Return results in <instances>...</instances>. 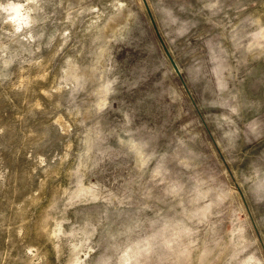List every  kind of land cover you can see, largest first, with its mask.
Here are the masks:
<instances>
[{
	"label": "rangeland",
	"instance_id": "1",
	"mask_svg": "<svg viewBox=\"0 0 264 264\" xmlns=\"http://www.w3.org/2000/svg\"><path fill=\"white\" fill-rule=\"evenodd\" d=\"M146 2L0 0V264H264V0Z\"/></svg>",
	"mask_w": 264,
	"mask_h": 264
},
{
	"label": "water",
	"instance_id": "2",
	"mask_svg": "<svg viewBox=\"0 0 264 264\" xmlns=\"http://www.w3.org/2000/svg\"><path fill=\"white\" fill-rule=\"evenodd\" d=\"M143 1H144V3H145V6H146V8H147V11H148V13H149V15H150L151 21L155 24L154 18H153V16H152V13H151V11H150V9H149V6H148L146 0H143ZM161 42H162V40H161ZM162 43H163V42H162ZM163 47H164L165 52H166L167 56L169 57V59H170L172 65H173V67H174L176 73H177L179 76H181V72H180V70H179V68H178V66H177V64H176V62L174 61L173 57L171 56L169 50L167 49V47L165 46L164 43H163Z\"/></svg>",
	"mask_w": 264,
	"mask_h": 264
}]
</instances>
